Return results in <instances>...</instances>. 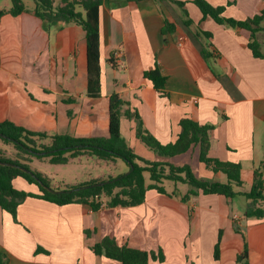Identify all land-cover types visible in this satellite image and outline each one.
Segmentation results:
<instances>
[{
  "label": "crops",
  "instance_id": "obj_1",
  "mask_svg": "<svg viewBox=\"0 0 264 264\" xmlns=\"http://www.w3.org/2000/svg\"><path fill=\"white\" fill-rule=\"evenodd\" d=\"M192 1L106 0L100 8L101 96L93 98L87 95L85 31L77 24L46 31L31 12L34 2L24 0L29 12L6 14L0 21V122L34 132L108 137L109 97L117 93L163 144L176 140L183 117L213 124L210 156L241 163L240 190L248 191L254 170L264 161V58L249 49V31L217 24ZM206 1L225 6V15L237 20L264 10V0ZM185 11L194 22L190 28L184 25ZM165 19L174 28L163 33ZM197 29L212 37L201 36L194 43L190 33ZM258 40L264 53V33ZM208 43L213 56L205 59L198 45ZM156 64L167 78V98L145 78ZM121 133L147 159L183 165L187 158L197 166L198 177L226 181L224 174L200 163L197 149L159 157L136 138L135 122L125 117ZM13 184L39 193L22 178ZM178 186L176 197L150 190L141 205L98 211L84 204L60 206L28 198L18 207L17 222L0 207V253L6 264H120L92 250L111 237L156 254L161 249L164 260L151 258L149 264H264V217L245 216L244 196L199 192L183 202L190 188L181 194ZM172 187L166 184L168 192ZM246 246L247 261H239Z\"/></svg>",
  "mask_w": 264,
  "mask_h": 264
},
{
  "label": "trees",
  "instance_id": "obj_2",
  "mask_svg": "<svg viewBox=\"0 0 264 264\" xmlns=\"http://www.w3.org/2000/svg\"><path fill=\"white\" fill-rule=\"evenodd\" d=\"M106 0H34L31 12L38 17L46 31L54 28H64L68 24H77L85 31L87 43V95L97 98L101 96V67H100V8ZM183 7L185 2L175 1ZM202 12L204 17L212 18L217 24L250 32L248 47L257 58H264L258 34L264 33V10L252 18L237 20L225 15V6H213L206 0L192 1ZM29 12L23 0H11L9 9H0V21L6 14L18 16ZM184 25L190 28L194 22L185 11ZM174 25L165 19L162 32L173 30ZM203 36L210 39L212 34L199 29L190 33L194 43H198ZM199 51L205 59L213 56L211 44L198 45ZM110 63L112 61L110 60ZM113 64V63H112ZM145 78L151 81L154 89L161 97L167 98V78L156 64L154 68L145 72ZM71 116V112H68ZM125 117L135 122L136 138L150 151L159 157L172 158L185 154L191 150H198V159L207 169L215 174L222 173L225 182L212 181L198 177L191 165H175L168 161L147 159L139 155L131 147L121 133V119ZM109 136L80 138L69 134H49L34 132L11 121L0 122V140L6 145H12L18 157L11 158L0 151V207L9 212L17 222L18 207L28 198L42 199L60 206L69 204L88 205L93 211L103 207H135L144 203L146 194L154 190L159 194L170 197L177 196V186L186 184L190 189L181 200L188 202L192 196L201 192L204 195H220L233 199L242 195L248 201L245 216L248 219L264 217V161L254 170L253 183L248 191L240 190L244 187L241 177L242 164L232 161H222L210 156L212 147L211 132L213 124H200L190 117H183L179 121L181 128L174 142L163 144L145 127L137 111L130 108V103L124 101L117 93L109 97ZM31 156L38 160L48 159L50 164H67L70 160L82 156L93 157L99 161L115 162L121 159L127 166L129 174L109 176L105 179L90 180L66 188H54L49 177L37 170H31L26 163ZM21 158H23L21 160ZM5 163V164H2ZM7 163L15 166H9ZM25 168L29 172L21 169ZM148 175V178L146 177ZM22 178L38 187L39 193L27 192L14 187L13 181ZM174 185V190L168 192L166 183ZM104 183L103 185H96ZM52 188L58 193L49 191ZM71 191V192H68ZM89 236L90 231H86ZM96 255L104 256L120 264H149V260L163 261L164 254L160 249L146 251L128 245H120L115 238L104 237L92 247ZM219 257V244L215 247V259ZM239 261H247V246L238 257ZM6 256L0 253V264H6Z\"/></svg>",
  "mask_w": 264,
  "mask_h": 264
},
{
  "label": "rangeland",
  "instance_id": "obj_3",
  "mask_svg": "<svg viewBox=\"0 0 264 264\" xmlns=\"http://www.w3.org/2000/svg\"><path fill=\"white\" fill-rule=\"evenodd\" d=\"M24 1V0H23ZM26 2H34V0H25ZM6 6L11 7V0H0V8ZM123 137L128 139L127 134H123ZM0 151L3 155L11 158H17V151L12 145H6L0 140ZM140 155V151H138ZM142 156V155H141ZM23 158L29 159L26 161L30 165L31 170H37L43 175L49 177L51 184L54 188H66L67 186L77 185L90 180L105 179L109 176H118L128 172L126 164L121 160L117 159L115 162H104L99 161L93 157L82 156L80 158L72 159L67 164H50L48 159L38 160L31 156H22ZM21 158V160L23 159ZM186 164L192 165V169L195 174H198V168L195 163H190L187 158ZM171 162V161H170ZM175 164V162H172ZM178 163V161H176ZM148 178V175H146ZM225 182V181H224ZM168 189L171 190L172 184L166 183ZM172 187V188H171ZM190 187L186 184H179L178 189L181 194H184Z\"/></svg>",
  "mask_w": 264,
  "mask_h": 264
},
{
  "label": "water",
  "instance_id": "obj_4",
  "mask_svg": "<svg viewBox=\"0 0 264 264\" xmlns=\"http://www.w3.org/2000/svg\"><path fill=\"white\" fill-rule=\"evenodd\" d=\"M2 164H5V163H2ZM7 165H9V166H15V165L10 164V163H7ZM21 169H23V170L29 172V170H27V169H25V168H21ZM130 172H131V170L128 171L126 174H129ZM103 184H104V183H98V184H96V185H103ZM48 189H49V191H51V192H53V193H58V192H60V191H55V190H53L52 188H48ZM68 192H71V191H68Z\"/></svg>",
  "mask_w": 264,
  "mask_h": 264
},
{
  "label": "built area",
  "instance_id": "obj_5",
  "mask_svg": "<svg viewBox=\"0 0 264 264\" xmlns=\"http://www.w3.org/2000/svg\"><path fill=\"white\" fill-rule=\"evenodd\" d=\"M182 40H183V38H182Z\"/></svg>",
  "mask_w": 264,
  "mask_h": 264
}]
</instances>
